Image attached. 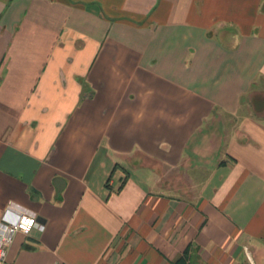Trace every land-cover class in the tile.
<instances>
[{
    "label": "crops",
    "instance_id": "0c3cea01",
    "mask_svg": "<svg viewBox=\"0 0 264 264\" xmlns=\"http://www.w3.org/2000/svg\"><path fill=\"white\" fill-rule=\"evenodd\" d=\"M0 264H264V0H0Z\"/></svg>",
    "mask_w": 264,
    "mask_h": 264
},
{
    "label": "built area",
    "instance_id": "2783aa9c",
    "mask_svg": "<svg viewBox=\"0 0 264 264\" xmlns=\"http://www.w3.org/2000/svg\"><path fill=\"white\" fill-rule=\"evenodd\" d=\"M16 205L9 203L0 218V261L7 258L9 247L17 232H30L34 228L44 230L45 224L31 211L15 210Z\"/></svg>",
    "mask_w": 264,
    "mask_h": 264
}]
</instances>
